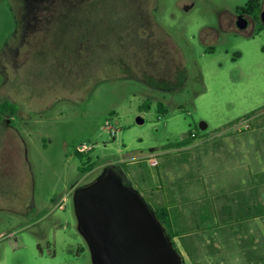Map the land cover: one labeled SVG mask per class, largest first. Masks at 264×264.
<instances>
[{
	"label": "rangeland",
	"instance_id": "obj_1",
	"mask_svg": "<svg viewBox=\"0 0 264 264\" xmlns=\"http://www.w3.org/2000/svg\"><path fill=\"white\" fill-rule=\"evenodd\" d=\"M245 2L0 0V103L15 106L0 111V264H91L72 195L109 165L154 207L150 193L167 196L168 179L208 171L221 174L207 205L225 203L226 167L241 165L247 181L235 184L262 182L263 211L218 219L198 264H264V30L235 33ZM190 133L191 145L175 146ZM232 140L236 165L208 170L209 142ZM85 163L93 170L81 175Z\"/></svg>",
	"mask_w": 264,
	"mask_h": 264
},
{
	"label": "water",
	"instance_id": "obj_2",
	"mask_svg": "<svg viewBox=\"0 0 264 264\" xmlns=\"http://www.w3.org/2000/svg\"><path fill=\"white\" fill-rule=\"evenodd\" d=\"M260 21L264 27V9ZM247 27V20L238 16L236 28L242 32ZM135 122L145 121L139 115ZM207 128L203 121L198 125L201 132ZM72 200L91 264H184L154 209L118 167L105 166L93 182L73 191Z\"/></svg>",
	"mask_w": 264,
	"mask_h": 264
},
{
	"label": "crops",
	"instance_id": "obj_3",
	"mask_svg": "<svg viewBox=\"0 0 264 264\" xmlns=\"http://www.w3.org/2000/svg\"><path fill=\"white\" fill-rule=\"evenodd\" d=\"M240 143V141L232 140L230 144H223L222 147L217 146V148L214 147L216 143H213L212 146V143L209 142L207 147L210 151L206 152L207 154H211L208 161H206L208 163V170H211L210 166L216 165L217 159L227 162L235 158L232 165L235 164V152L240 156L242 155ZM201 144V142H197L192 145L191 149H201ZM203 162V160L199 159L198 163L192 166L191 175L201 167L204 169ZM239 167L242 166L239 165L235 168L231 166L226 167L227 175H223V183L228 184V189L232 191V194L225 203L210 205L208 202L209 205H207V196H217V194H210L215 187V181L212 178H218L221 174L210 173V171L206 175L207 181L202 179L199 182L200 178L184 181L188 178L187 174H183L184 177L178 182L168 179L167 196L150 193V198L154 205L158 208H163L166 212L168 226L175 235L173 243L181 254L184 264H198L201 253L205 251L204 247L207 248L209 244H212L211 239L217 229L214 225L218 219L242 220L248 211H251L255 215L253 220H258L259 216H257V213L263 211V202L259 200L258 203L257 199L259 192L261 193V199L263 196L262 182L256 185L252 184L251 186L247 183L245 185L240 183L237 186L235 182H238L242 178L244 181H247V176L242 175ZM127 180L129 181L128 178ZM207 190L210 191V195L206 194ZM249 196H252L254 203L252 200L249 203ZM192 259L196 260V262H193Z\"/></svg>",
	"mask_w": 264,
	"mask_h": 264
},
{
	"label": "trees",
	"instance_id": "obj_4",
	"mask_svg": "<svg viewBox=\"0 0 264 264\" xmlns=\"http://www.w3.org/2000/svg\"><path fill=\"white\" fill-rule=\"evenodd\" d=\"M260 2L259 0H247L246 4L244 5V7L247 9V12L249 14H252L255 18L258 16L259 12H260ZM245 10V9H244ZM262 29H258V32L261 31ZM156 108L157 111L160 113H166L167 110L166 108L162 105L161 102H157L156 104ZM6 109H14L15 110V106L12 103H9L7 101H3L0 103V111L3 112V110ZM149 106L146 103H143L140 107L139 110L140 111H144V110H148ZM251 115H248L247 118H249ZM195 134L194 133H190L188 135V137L182 139L180 142L176 143V147L178 148H182V147H186L191 145L192 140L195 139ZM76 156L79 159H82L84 154L81 152H76ZM93 170V165L92 164H82V166L78 169L79 174H86L89 173ZM151 207L154 209L158 219L161 221V223L165 226L167 233L169 235V237L171 238V240L173 241V239L175 238L174 233L170 230V227L168 226V221H167V215L166 212L163 208H156L154 206L151 205ZM260 213H257V215ZM254 213L251 211H248L247 215L244 217L245 220H250L255 218L254 217ZM174 244V243H173Z\"/></svg>",
	"mask_w": 264,
	"mask_h": 264
},
{
	"label": "flooded vegetation",
	"instance_id": "obj_5",
	"mask_svg": "<svg viewBox=\"0 0 264 264\" xmlns=\"http://www.w3.org/2000/svg\"><path fill=\"white\" fill-rule=\"evenodd\" d=\"M245 4H246V2H245ZM259 9H260V12H259L258 16L255 18L252 14H249L247 12V9L245 7L236 8L235 10H237L238 13L234 15L235 16V22H234L235 28H236L237 17L238 16H243L247 20V23H248L247 29L250 28V30H251V32H252L253 35L256 34V33H258V29H262L261 31H263L264 30V27L262 26V23L260 21V13H261V11L264 8H262L261 5H260V8ZM251 21H254L255 22V25H253L251 23ZM219 26H220V23H219ZM236 30H237V32H235V33H238V34H241V35H242L243 32H245V31L240 32L237 28H236ZM175 248H176V246H175Z\"/></svg>",
	"mask_w": 264,
	"mask_h": 264
},
{
	"label": "built area",
	"instance_id": "obj_6",
	"mask_svg": "<svg viewBox=\"0 0 264 264\" xmlns=\"http://www.w3.org/2000/svg\"><path fill=\"white\" fill-rule=\"evenodd\" d=\"M241 130H247L249 129V125L247 124V122H243V125L240 126ZM148 165L152 168H156L158 166V161L156 160V158L154 156H150L148 159Z\"/></svg>",
	"mask_w": 264,
	"mask_h": 264
}]
</instances>
